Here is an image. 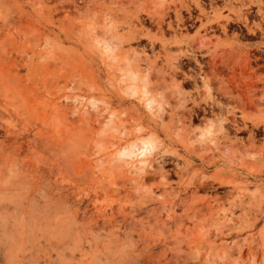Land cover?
<instances>
[{"label":"rangeland","instance_id":"374dc122","mask_svg":"<svg viewBox=\"0 0 264 264\" xmlns=\"http://www.w3.org/2000/svg\"><path fill=\"white\" fill-rule=\"evenodd\" d=\"M255 7L0 0V264H264Z\"/></svg>","mask_w":264,"mask_h":264},{"label":"bare ground","instance_id":"6f19581e","mask_svg":"<svg viewBox=\"0 0 264 264\" xmlns=\"http://www.w3.org/2000/svg\"><path fill=\"white\" fill-rule=\"evenodd\" d=\"M246 2V1H245ZM250 2V5L252 4L253 5H257L258 6V9H257V12L261 15V20H262V24H264V0H249ZM251 12V11H250ZM240 22H244L246 25L248 24V16L245 15V16H238ZM262 26H260V28L262 29ZM104 48V53L107 55V56H110L111 55V51H112V48L111 46L109 45V42H106L103 46ZM167 85H161L158 87V93L157 95H152V96H149L147 95L148 91H144L142 94L144 96V101H145V104L146 105H150L154 102H156L158 104V107L161 108V105L162 103L165 102L167 96L169 93H166L167 90ZM132 90V93H134L136 91V87H132L131 88ZM157 92V91H156ZM167 94V96H166ZM108 125V123L105 124V126L100 130V133L104 131L105 127ZM198 131V130H197ZM196 130L193 131L194 132H197ZM196 134V133H195ZM194 134V136H195ZM210 134V129L207 127V128H203L200 132H198L196 135H197V138L199 140H204L208 135ZM139 143V146L138 148L141 150V152H145L144 150L147 149V148H150V147H153V142L149 139V138H139L138 141H134V142H131L130 144H128L127 146H124L122 147L121 149H119L116 154H117V157L118 158H122L123 156H126V155H130L134 152V149L135 147L137 146V143ZM44 147V145H43ZM42 147V148H43ZM53 147V146H52ZM55 147V146H54ZM57 148V147H56ZM53 149V148H51ZM54 150V149H53ZM136 150V149H135ZM138 152H140L138 150ZM136 153V152H134ZM88 172V171H87ZM88 176V173H85L81 176V179H84ZM226 247V246H225ZM222 250V249H221Z\"/></svg>","mask_w":264,"mask_h":264},{"label":"flooded vegetation","instance_id":"af4514ba","mask_svg":"<svg viewBox=\"0 0 264 264\" xmlns=\"http://www.w3.org/2000/svg\"><path fill=\"white\" fill-rule=\"evenodd\" d=\"M256 10H257V8H256V7L251 9V12H252V13H251V15H252V16H255L256 14L258 15V13L256 12ZM250 20H251V21H254V19H253V18H252V19H250ZM243 25H244V24H243Z\"/></svg>","mask_w":264,"mask_h":264}]
</instances>
